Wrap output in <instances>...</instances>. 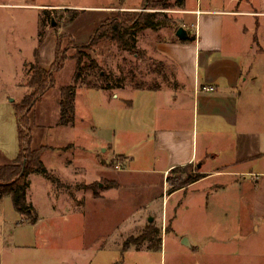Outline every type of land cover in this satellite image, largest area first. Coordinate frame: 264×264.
Instances as JSON below:
<instances>
[{"label":"rangeland","instance_id":"obj_1","mask_svg":"<svg viewBox=\"0 0 264 264\" xmlns=\"http://www.w3.org/2000/svg\"><path fill=\"white\" fill-rule=\"evenodd\" d=\"M4 1L16 2L18 6L0 8V166L11 164L21 152L17 105L30 92V65L38 63L50 71L59 54L65 64L55 73L56 85L27 117L32 148H43V162L61 176L65 164L81 161L88 177H97L95 190L101 194L109 189L110 197L86 211L60 204L54 213L50 207V183L42 175H31L28 202L35 212L30 216L19 214L11 196L0 201V264H207L205 260L217 264L216 256L204 258L202 250L194 253L184 243L188 233L199 234L212 246L219 245L220 249L209 248V254L221 251L225 264H264V193L258 201L257 215L251 206L253 202L246 203L242 196L239 199L240 194L232 189L218 193V178L168 195L170 184L162 171L165 161H159L154 150V111L142 103V95L148 99L155 96L150 90H134L133 82L144 80L159 84L161 89L175 88L174 66L159 53L157 44L172 39L183 25V20L173 13L176 9L149 6L141 0H0ZM223 1L213 0L216 5ZM136 5L137 9L132 11L165 12L169 20L158 31L147 29L138 34L142 56L107 42L86 49L111 81L117 85L124 80L125 87L114 88L110 93L122 89L135 91L132 96L127 91L122 94L126 101L121 103L129 111L124 115L120 110H106L102 103L107 94L89 92L78 83L76 121L70 126L60 125V90L75 83L74 56L79 47L90 42L107 18ZM237 9L243 14L239 17L241 26L248 25L250 44L259 50L258 62L264 65V0H238ZM227 33L230 41L229 23ZM85 61L91 63L87 57ZM87 75L88 79L104 83L100 69ZM112 98V104L118 105L122 96ZM128 100L134 101V107H130ZM107 120L113 128L107 127ZM101 142L113 143L117 153L133 154L137 162L130 169L136 167L144 172H128L129 157L115 155L110 146L104 147ZM200 163L201 160L190 169L180 167L171 176L175 179L186 178L191 172L200 174ZM78 170L82 174L84 169ZM59 174L50 173V177ZM238 177L226 176L221 180L226 185ZM56 184L53 191L68 194L83 193L89 187L83 180H62ZM35 215H40V220L32 224ZM233 225L236 231H228ZM235 252H240V256L234 257Z\"/></svg>","mask_w":264,"mask_h":264},{"label":"crops","instance_id":"obj_2","mask_svg":"<svg viewBox=\"0 0 264 264\" xmlns=\"http://www.w3.org/2000/svg\"><path fill=\"white\" fill-rule=\"evenodd\" d=\"M144 1L146 0H141V3ZM15 6H18L16 2H0V8L9 9ZM137 7L138 5L128 6L127 10H136ZM237 7L238 0H224L219 5L213 0H187L184 9L173 12L183 20L180 27L187 29L189 36L190 32L196 35V40L175 41L178 38L177 29L172 39L158 42L157 50L174 66L172 86L175 83V88L160 87L157 91H151L154 93V99L142 95L144 100L142 103L147 108L152 107L154 111L153 128L156 131L154 150L158 160L165 161L162 170L164 179H167L173 169L195 166L201 160L203 165L201 173L205 177L188 187L218 178L220 181L216 189L218 193L232 189L240 194L239 199L242 196L246 203L253 202L251 206L254 215H257L258 201L260 195L264 193V78H262L264 65L258 62L259 50L249 42L250 38L246 31L248 25L243 27L239 22V17L243 14ZM227 23L232 31L230 41L227 40ZM203 85L215 86L216 91H202L200 87ZM84 89L89 92H102L103 96L104 93L107 94L102 103L106 110H120L124 115L129 111L121 103L126 101L122 94L127 90L122 89L113 94L102 89ZM127 92L128 96H132L135 91ZM114 95L122 96L118 105L112 104ZM142 96L139 97L140 100ZM127 102L130 107H134V101ZM109 121L107 120V127L113 128ZM101 143L104 147L106 144L110 146L115 155L129 157L128 172L134 174L144 172L136 167L130 169L133 162L135 164L137 162L133 154L117 153L112 147L113 143ZM45 166L49 173L59 174L57 170L47 167L46 164ZM78 168L84 169L83 175L78 174ZM65 169L64 176L60 174L54 178L43 176L51 185L52 212H57L60 204L86 211L99 200L110 197L107 193L109 189L102 190L101 194L95 190L97 177L89 178L87 169L83 167L81 161L69 162L65 164ZM226 176L239 177L225 185L221 178ZM62 180L66 182L83 180L89 187L83 193L53 191L55 185L57 186L56 182L61 184ZM210 188L215 191L213 186ZM180 191L183 189L168 195ZM38 219L40 220V215ZM228 231H236L235 225ZM186 239L187 246L194 253L202 250L204 258L216 256L217 264H225V258L221 259L225 255L220 256L221 251L218 250L216 255L209 254V248H219V245L212 246L199 234L188 233ZM215 243L220 242L216 240ZM233 256L239 257L240 252H235ZM205 262L211 264L207 260Z\"/></svg>","mask_w":264,"mask_h":264},{"label":"trees","instance_id":"obj_3","mask_svg":"<svg viewBox=\"0 0 264 264\" xmlns=\"http://www.w3.org/2000/svg\"><path fill=\"white\" fill-rule=\"evenodd\" d=\"M187 0H146L150 6L161 5L162 9H184ZM165 12H138L126 10L119 12L114 17L107 18L96 29L90 42L87 45L79 47L74 58L76 59V76L73 85L62 86L60 90V118L59 124L62 126H70L76 121V94L78 83H81L88 89H102L110 91L114 88H123V81H119L116 85L110 80V77L104 70L99 67L95 59L86 52V49L92 48L93 45L101 42H107L117 45L123 51L130 52L138 57L143 55V51L138 46V34L144 30L152 29L158 31L166 27L169 21ZM163 17V19H159ZM178 27L177 29H179ZM42 35V33H41ZM180 39L176 38L175 41ZM196 35L190 32V36L185 42H194ZM182 41V40H180ZM60 47V42L58 43ZM89 58L91 63H86L85 58ZM65 60L56 55L52 70L47 71L38 63L31 64L28 70L27 87L30 90L29 94L17 105V116L20 119V145L21 152L19 157L11 164L0 166V201L6 197L11 196L15 209L19 214L31 215L35 209L28 202V191L31 187L30 176L38 174L50 177L43 160V148H32V133L30 128H27V117L33 110L36 104L56 85L55 73L63 69ZM94 69H100V77L103 84H99L92 79H88V72ZM133 73V70H130ZM135 81V80H134ZM134 90H150L155 91L160 89L159 84H152L148 81L133 82ZM192 168L193 166H185ZM180 167L171 171L176 172ZM171 173L167 177V182L170 184L169 194L178 190L187 188L191 184L204 178L205 175L189 173L186 178L176 177L172 178ZM38 216H32V224L38 222ZM153 231V230H152Z\"/></svg>","mask_w":264,"mask_h":264},{"label":"water","instance_id":"obj_4","mask_svg":"<svg viewBox=\"0 0 264 264\" xmlns=\"http://www.w3.org/2000/svg\"><path fill=\"white\" fill-rule=\"evenodd\" d=\"M176 36L178 37V39L184 41L187 40L189 38V32L187 29H185L184 27H180L177 32H176ZM202 165L201 163L198 165V167L200 168ZM150 222L153 221L152 217L149 219ZM184 243L187 245V239L184 240Z\"/></svg>","mask_w":264,"mask_h":264},{"label":"built area","instance_id":"obj_5","mask_svg":"<svg viewBox=\"0 0 264 264\" xmlns=\"http://www.w3.org/2000/svg\"><path fill=\"white\" fill-rule=\"evenodd\" d=\"M200 90L205 91V92H215L216 91V87L215 86H211V85H203L200 87Z\"/></svg>","mask_w":264,"mask_h":264}]
</instances>
